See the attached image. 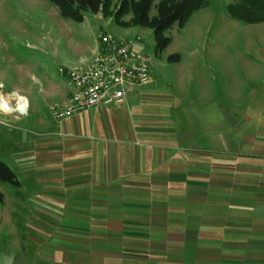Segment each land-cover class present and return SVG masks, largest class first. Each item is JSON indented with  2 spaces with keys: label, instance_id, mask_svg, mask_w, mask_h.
I'll use <instances>...</instances> for the list:
<instances>
[{
  "label": "crops",
  "instance_id": "1",
  "mask_svg": "<svg viewBox=\"0 0 264 264\" xmlns=\"http://www.w3.org/2000/svg\"><path fill=\"white\" fill-rule=\"evenodd\" d=\"M46 4L59 58L19 73L27 107L5 141L19 185L0 182V264H264V28L222 51L183 48L171 92L151 65L121 105L55 120L71 93L58 69L92 60L108 31ZM29 100L37 119L16 127Z\"/></svg>",
  "mask_w": 264,
  "mask_h": 264
},
{
  "label": "rangeland",
  "instance_id": "2",
  "mask_svg": "<svg viewBox=\"0 0 264 264\" xmlns=\"http://www.w3.org/2000/svg\"><path fill=\"white\" fill-rule=\"evenodd\" d=\"M37 1L39 0H0V94L6 98H12L10 103L15 111L18 107L17 102L21 100L20 96H22V85L18 82L20 71L31 69L32 66H39L41 63L48 66L50 62H54L59 58L57 44L53 42L57 37L50 32L53 13L49 8L39 9L36 6ZM40 1H44V3L53 7L46 0ZM119 2L120 0H108L100 11L95 14H88L86 17L92 19L93 23L98 21V23L106 24L107 28L105 29L108 33H112L118 38L140 36L141 42L139 45L141 47L139 46L137 50L151 58L153 79L155 81L154 87L158 92L163 93L173 91L172 78L176 75L174 68L181 67L179 62L180 55L184 54L183 48L186 47V50H189L194 47L193 49H195L198 43H206L213 45L215 48L218 46V49L222 51L228 45L239 46L245 44L251 32L254 33V30L259 27L264 28V22L243 24L228 14L227 7L240 5L241 0H204V5L200 9L191 12L183 25L174 24L165 32V36L170 38L171 44L169 50L158 53L154 48L152 31L146 28L132 27L129 24L130 11H125L118 18H114L119 8ZM151 3L150 15L153 16L155 15L154 7L157 0H151ZM91 15H97V18ZM69 22L76 27H80L77 23ZM197 25L202 26L201 29H198L199 32L197 27H193ZM184 28L187 29L185 37L182 36ZM200 34L202 37H199ZM172 49L174 52L170 55ZM239 50L243 51L242 54L245 53L244 48L241 47ZM193 52L196 53V51ZM229 52L232 53V50ZM189 53L190 51H187V54ZM169 56H177L179 60L168 62L167 58ZM211 61H213L212 58H205L201 62L202 64L198 66V71L202 75L207 70L206 73L212 76L214 70H212L213 64ZM238 70L237 76L238 79H241L243 76L242 69ZM215 86H217V82ZM16 94L20 96L18 97ZM36 102L39 104V101ZM28 105V115L23 116L16 127L34 125V121L37 119L32 114L34 105L30 100ZM16 115H18L16 112L6 114L0 108V161L4 163L5 158L7 159L6 151L9 149L5 141L9 126L13 124L10 118Z\"/></svg>",
  "mask_w": 264,
  "mask_h": 264
},
{
  "label": "built area",
  "instance_id": "3",
  "mask_svg": "<svg viewBox=\"0 0 264 264\" xmlns=\"http://www.w3.org/2000/svg\"><path fill=\"white\" fill-rule=\"evenodd\" d=\"M140 36L118 38L108 32L98 35L99 49L89 62L60 67L71 93L65 105L50 108L55 120L96 107L121 105L127 94L149 86L151 58L138 52Z\"/></svg>",
  "mask_w": 264,
  "mask_h": 264
},
{
  "label": "trees",
  "instance_id": "4",
  "mask_svg": "<svg viewBox=\"0 0 264 264\" xmlns=\"http://www.w3.org/2000/svg\"><path fill=\"white\" fill-rule=\"evenodd\" d=\"M56 7L62 19L74 23H82L86 14L100 11L108 0H46ZM249 1V2H248ZM204 0H157L154 7L155 15L151 16V0H120L119 8L114 18L123 12L130 11L129 24L132 27L146 28L152 31L154 48L162 53L170 44V38L165 32L174 24L185 23L187 16L200 9ZM228 14L243 24H258L264 22V0H241L240 5L228 6ZM168 62H177V56H169ZM0 182L17 187L18 181L12 170L0 161ZM2 198L0 195V202Z\"/></svg>",
  "mask_w": 264,
  "mask_h": 264
},
{
  "label": "bare ground",
  "instance_id": "5",
  "mask_svg": "<svg viewBox=\"0 0 264 264\" xmlns=\"http://www.w3.org/2000/svg\"><path fill=\"white\" fill-rule=\"evenodd\" d=\"M17 106L18 107L16 111H25L26 101L21 99L20 101L17 102ZM0 108L6 114L16 112L15 109L12 107V105L9 103V101L2 94H0Z\"/></svg>",
  "mask_w": 264,
  "mask_h": 264
}]
</instances>
